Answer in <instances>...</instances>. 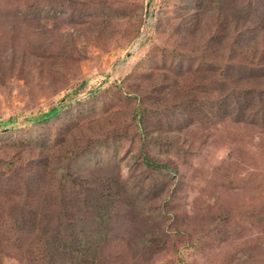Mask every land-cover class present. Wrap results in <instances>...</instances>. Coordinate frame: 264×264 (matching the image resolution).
Instances as JSON below:
<instances>
[{
	"label": "rangeland",
	"instance_id": "1",
	"mask_svg": "<svg viewBox=\"0 0 264 264\" xmlns=\"http://www.w3.org/2000/svg\"><path fill=\"white\" fill-rule=\"evenodd\" d=\"M199 1L0 0V264H264V125L180 109L228 92L215 70L242 62L229 55L235 28L264 18V0H203L194 21ZM228 31V51L204 49ZM151 85L153 129L142 131L133 92ZM42 158L54 201L20 232L13 205ZM60 187L83 217L64 231ZM56 234L61 253L36 258Z\"/></svg>",
	"mask_w": 264,
	"mask_h": 264
},
{
	"label": "trees",
	"instance_id": "2",
	"mask_svg": "<svg viewBox=\"0 0 264 264\" xmlns=\"http://www.w3.org/2000/svg\"><path fill=\"white\" fill-rule=\"evenodd\" d=\"M195 7L197 9H194L197 11L198 14H196L194 21H198L199 17L203 12V9L204 11L206 9L205 7H203V0H200ZM258 7L260 9L263 8L264 10V1L259 3L255 8ZM238 14L239 16L241 15V13L239 12ZM231 18H234V15H232ZM263 19L264 18L261 17L259 19L254 17L250 20L251 22L244 21L241 25L238 24V27L235 28V41L233 42L232 47L228 49L230 50L229 55L240 56L242 62L227 61L224 66L220 65L215 70L219 73L217 78L218 86H221L223 88L227 87L228 92H224V89H221L220 92L211 100L205 97L204 100L200 103L194 100L195 102L193 104V101H189L187 103H183L180 109H187L188 114L190 115V110L193 107L195 113L197 112L203 115L208 114L211 116V121L215 120L218 121L220 124L223 120H232L235 123H248L261 126L264 125V43H261V32L264 33V25H262L261 23H264ZM185 25L189 26L190 24L187 23ZM186 26H183V28ZM191 33L195 34V29ZM229 34L230 33L228 31L223 34H217L216 36H213L210 41H207V47H204V49L208 50V48L210 47V45L208 46V44L211 43V45L215 47L213 48V51L217 54V56H219L218 54H220L222 51H228L226 49L221 48L219 44L225 43L228 40ZM230 67L238 69H240V67H246L247 69L243 73H240L239 71L226 73L225 69ZM210 68L208 69L210 72H212L213 66H211ZM141 74L144 78L148 80V82H151L150 77L151 75H153L151 71H147ZM226 83H228L229 86L226 85ZM147 88H149L148 91ZM147 88L144 89L143 87L142 89H139L140 92H138V94L136 92H133L134 96L136 97V100H138V103H140L137 104V106L134 108V113L131 121L134 120L137 126H139L142 131L153 129L152 127H150L149 122L151 123L152 116H155V111L153 110V106L151 105V102L153 101L149 100V98L154 95V88L152 87V85ZM221 92L223 93V95L220 94ZM145 93H149L151 94V96L149 97ZM209 109H211L210 112H208ZM57 112L58 109L55 108L50 112L42 114V116H40L39 118H36V121L46 120L49 117L55 116ZM145 112L147 113L146 115ZM167 119L170 120V115L168 114ZM188 123V118L184 119V124H180L176 131L179 132V130H185L186 128H188ZM169 124L170 127H167L170 131L171 136L167 139L171 143H177V137L172 136L171 134L172 132H174L173 127L175 126H172L173 122H170ZM147 135H149V133ZM88 155L89 154L85 152L84 154L78 156L76 159H84ZM41 161H43V163H41ZM41 161L40 165L42 169H40V171L38 170L35 173H31L30 175L25 176V178L23 179L24 181L21 186V191L17 194L19 196L18 200H20V204H23V206H21L20 204L13 205V211L14 213H17L16 222L19 226L20 232L22 231L25 233L26 231H30L34 228L39 214L35 206H39L38 204H40V202L42 205L46 206L47 202L48 205L52 206L54 201L48 200L50 197L55 195L53 186H50L45 190H43L41 186V183H43V178L45 177V175H47L48 171L47 161L43 160V158ZM162 164L163 163L160 162L158 159H154L153 161L149 159L147 160V162H145V166H147L148 170L152 171H159L161 169ZM2 185L3 184L0 182V191L4 187ZM41 190L45 192L42 193ZM115 192L116 195L120 192V190ZM58 194H60V200H58L57 207L53 208V214L59 219H61V222L59 223V229L64 231V222H69L71 226L74 227V225L70 222L71 220H69V218L74 217L76 215L78 218L83 219L81 214L82 208L77 205V200L71 199L70 195L72 196L73 193L65 192L63 187H60ZM113 201H115L116 203L120 200ZM75 206L79 207L78 211L75 210ZM46 215L47 214H44V217H46ZM65 219L68 221H65ZM65 227L66 229L69 228V226H67L66 224ZM56 235L52 237V242H48L46 245L47 248L55 250H53V252H49V250L46 248V250H48L47 256L43 257L41 256L42 249H36V254H34L36 258H39L40 255V258L47 259L50 261L52 256L61 253H58L61 247V244L59 245L58 242L63 244V234H60L59 236L58 234Z\"/></svg>",
	"mask_w": 264,
	"mask_h": 264
}]
</instances>
